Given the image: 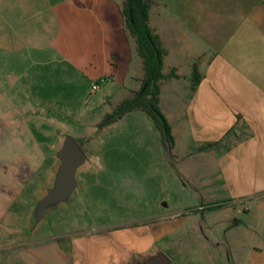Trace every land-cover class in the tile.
Segmentation results:
<instances>
[{
    "label": "rangeland",
    "instance_id": "rangeland-1",
    "mask_svg": "<svg viewBox=\"0 0 264 264\" xmlns=\"http://www.w3.org/2000/svg\"><path fill=\"white\" fill-rule=\"evenodd\" d=\"M51 1L56 6L65 0ZM114 1L123 9V0ZM151 1L156 19L164 5L169 14L172 2L188 0ZM68 20L72 31L67 25L62 39L71 45L81 40V24L76 15ZM56 33L55 22L52 32L39 37L47 41ZM43 44L38 52L27 40L14 53L0 49V264H81L78 254L94 255L101 236L96 228L127 251L155 244L173 264H264V215L249 203L230 204L217 161L196 155L181 128L183 94L177 102L162 97L170 126L179 130L175 144L165 142L141 110L106 123L128 98L127 80L102 79L92 93L94 81L73 59ZM7 74L17 80L9 84ZM64 134L81 147L90 167L79 173L80 188L69 207L18 246ZM105 248L126 258L117 247Z\"/></svg>",
    "mask_w": 264,
    "mask_h": 264
},
{
    "label": "crops",
    "instance_id": "crops-1",
    "mask_svg": "<svg viewBox=\"0 0 264 264\" xmlns=\"http://www.w3.org/2000/svg\"><path fill=\"white\" fill-rule=\"evenodd\" d=\"M168 7L164 5L156 19L152 7L149 12V26L165 51L167 78L159 83L158 107L169 123L162 97L166 94L177 102L183 94L181 128L186 129L196 155L217 161L230 204L249 203L264 215V0L175 1L167 14ZM73 15L81 24L80 34L76 33L81 40H70L69 45L62 37L67 25L72 31L68 19ZM55 22L56 35L43 41L72 58L97 90L102 79L127 80V99L140 89L142 62L114 0H65L56 6L51 0H1L0 49L14 53L16 45L27 40L38 52L44 47L39 36L52 32ZM193 71L198 75L196 84L190 79ZM178 83L185 84L183 91L174 88ZM178 133L171 127L173 144ZM102 229L95 231L101 236L95 239L94 255L78 254L81 264H131L154 247L160 250L150 244L127 251ZM106 244L126 258L104 251Z\"/></svg>",
    "mask_w": 264,
    "mask_h": 264
},
{
    "label": "water",
    "instance_id": "water-1",
    "mask_svg": "<svg viewBox=\"0 0 264 264\" xmlns=\"http://www.w3.org/2000/svg\"><path fill=\"white\" fill-rule=\"evenodd\" d=\"M8 83L15 80L6 75ZM53 163L48 169L46 179L40 181L39 197L34 199L26 227L17 235V245L22 246L40 226H46L49 217L61 208H68L75 197L80 184L78 175L90 167V163L81 147L69 135L59 138L58 146L52 151ZM165 206V204H164ZM131 264H172L171 260L154 247L145 254L134 257Z\"/></svg>",
    "mask_w": 264,
    "mask_h": 264
},
{
    "label": "trees",
    "instance_id": "trees-1",
    "mask_svg": "<svg viewBox=\"0 0 264 264\" xmlns=\"http://www.w3.org/2000/svg\"><path fill=\"white\" fill-rule=\"evenodd\" d=\"M151 0H123L122 15L126 30L133 38L137 54L141 59L143 78L141 86L134 96L123 100L115 109L113 116L105 122H112L127 112L141 110L145 112L161 131L165 142L172 145L171 127L158 107L159 83L167 78L163 74L164 49L159 38L149 26ZM196 71H193L192 81L197 83Z\"/></svg>",
    "mask_w": 264,
    "mask_h": 264
},
{
    "label": "built area",
    "instance_id": "built-area-1",
    "mask_svg": "<svg viewBox=\"0 0 264 264\" xmlns=\"http://www.w3.org/2000/svg\"><path fill=\"white\" fill-rule=\"evenodd\" d=\"M98 88V85L96 83H93L92 86H91V92H95Z\"/></svg>",
    "mask_w": 264,
    "mask_h": 264
}]
</instances>
